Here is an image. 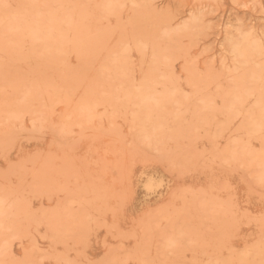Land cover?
I'll return each instance as SVG.
<instances>
[{
    "label": "rangeland",
    "instance_id": "obj_1",
    "mask_svg": "<svg viewBox=\"0 0 264 264\" xmlns=\"http://www.w3.org/2000/svg\"><path fill=\"white\" fill-rule=\"evenodd\" d=\"M0 264H264V0H0Z\"/></svg>",
    "mask_w": 264,
    "mask_h": 264
}]
</instances>
